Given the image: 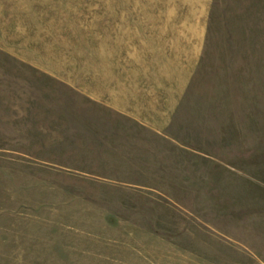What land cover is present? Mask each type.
Masks as SVG:
<instances>
[{"label": "rangeland", "instance_id": "1", "mask_svg": "<svg viewBox=\"0 0 264 264\" xmlns=\"http://www.w3.org/2000/svg\"><path fill=\"white\" fill-rule=\"evenodd\" d=\"M128 100L194 150L155 180ZM131 257L264 264V0H0V264Z\"/></svg>", "mask_w": 264, "mask_h": 264}, {"label": "crops", "instance_id": "2", "mask_svg": "<svg viewBox=\"0 0 264 264\" xmlns=\"http://www.w3.org/2000/svg\"><path fill=\"white\" fill-rule=\"evenodd\" d=\"M101 105L111 113V117L113 116V122L111 124L113 143H122V153L127 154L129 159L131 158V152H134L140 155L138 159L155 161L153 164L148 161H143L134 167L139 168L138 173L140 176H143L144 180H155L152 176L159 177L161 175L160 171L165 168L164 162L161 161L176 159L179 154L181 155L184 152H194L191 146L185 144L182 137L178 138L175 135L177 133L175 130L176 127L170 125V120H167V115L166 119H164V114H161L159 120H155L149 112L145 110L141 111L131 100H128L122 105ZM106 113L108 112L106 111ZM151 165H156L153 168V170H156L155 172L152 171ZM129 175H131L130 172ZM144 176H150L151 178L148 177L149 179H147ZM128 185L125 188L135 192L140 187L136 184ZM146 185H144L145 188L142 187L143 189L140 188L138 190L140 192L147 191ZM118 187L120 188L121 186L118 185ZM153 188L149 187L148 189L153 190ZM131 255L139 256L141 253H133ZM132 257L131 264H136L137 261Z\"/></svg>", "mask_w": 264, "mask_h": 264}]
</instances>
